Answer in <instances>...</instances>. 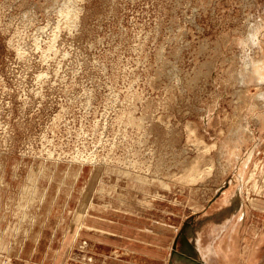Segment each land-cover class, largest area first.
<instances>
[{
	"label": "rangeland",
	"instance_id": "obj_1",
	"mask_svg": "<svg viewBox=\"0 0 264 264\" xmlns=\"http://www.w3.org/2000/svg\"><path fill=\"white\" fill-rule=\"evenodd\" d=\"M263 181L264 0H0V264H252Z\"/></svg>",
	"mask_w": 264,
	"mask_h": 264
},
{
	"label": "crops",
	"instance_id": "obj_2",
	"mask_svg": "<svg viewBox=\"0 0 264 264\" xmlns=\"http://www.w3.org/2000/svg\"><path fill=\"white\" fill-rule=\"evenodd\" d=\"M228 210H230V209L228 208ZM237 210H238V208L235 210H232V212L228 214V217H226V219L229 221L233 220L234 215H236ZM241 215H242V217H244L245 213L242 212ZM239 220L240 219H238V221ZM260 221H261V219H260ZM236 223H233L232 228L235 227ZM258 226L260 228L262 226V224H261V222H256V220H255V227H254L255 238L254 239H255V241H257V239H259V243L257 244V242L254 241L255 243H253V246L252 247L249 246V251L254 256L252 264H264V239L262 238L263 237L262 236V229L259 230V232H260V234L258 235L259 238L256 239V236H257L256 232L258 231V230H256V227H258ZM223 228H222V231L225 230L226 226ZM101 230H103V229H101ZM101 230H100V232H101ZM228 231L229 230L227 229L226 230V238H228V236L231 235L230 231L229 232ZM106 233L109 234L108 232H106ZM191 236H192L191 233H189V234L185 233V235L179 234V236H177L178 238H175V240L173 241V247L170 251L169 258H168L167 262L165 260H161L160 258H158L152 254H147V253L145 254L144 253L141 255L140 254H137V255L141 256V258L143 259V262H145L146 264H172L173 258H177L176 261L178 260L177 262L175 261L176 262L175 264H207L206 261L201 260L193 252L195 245L193 243V239H192L193 237L191 238ZM244 237H245V234H244ZM80 238L82 240H84L81 236H80ZM87 241H89L88 243L92 244V249L90 248L87 251V253H84V254L87 256H90L91 261L79 257V259H77V261L80 262L81 264L110 263V260L114 258V256L111 253V250H114V247H116V246H114V244L109 243L108 241L92 239V238H88ZM250 248H252V249H250ZM210 249H212V251H213L212 253L214 255H216L218 258H221L218 260V264H245V253L246 252L243 253L241 251V249H238V247L234 248V246H233V248H231V247L226 248V247H223V245H219V246H215V247H213L211 245V247H208L209 251H210ZM228 250H231V253L228 252L225 255L224 252H226ZM124 252H125V250H124ZM125 254H126V252H125ZM136 257L137 256H134V258H136ZM145 263H142V264H145ZM121 264H125V263L122 262Z\"/></svg>",
	"mask_w": 264,
	"mask_h": 264
},
{
	"label": "bare ground",
	"instance_id": "obj_3",
	"mask_svg": "<svg viewBox=\"0 0 264 264\" xmlns=\"http://www.w3.org/2000/svg\"><path fill=\"white\" fill-rule=\"evenodd\" d=\"M257 167H258V165H257ZM254 175H255V174H254ZM252 176H253V175H252ZM252 176H251V177H252ZM262 177H263V176H262ZM252 179H253V178H252ZM261 181H262V180H261ZM263 182H264V181H263ZM261 185H262V183H261ZM263 188H264V187H263ZM256 190H257V189H256ZM248 192H249V191H248ZM239 217L242 218V215H240ZM263 235H264V234H263ZM217 249H218V248H217ZM224 253H225V252H224ZM224 253H223V254H224ZM216 254H217V253H216Z\"/></svg>",
	"mask_w": 264,
	"mask_h": 264
}]
</instances>
